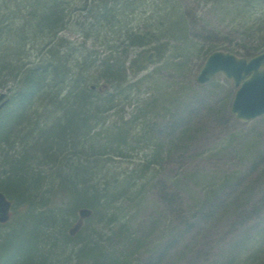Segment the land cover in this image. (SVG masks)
I'll use <instances>...</instances> for the list:
<instances>
[{
  "label": "trees",
  "instance_id": "16d2710c",
  "mask_svg": "<svg viewBox=\"0 0 264 264\" xmlns=\"http://www.w3.org/2000/svg\"><path fill=\"white\" fill-rule=\"evenodd\" d=\"M150 1L141 30L128 21L146 11V0H0V90L11 84L0 103V192L11 214L0 224V264L128 263L138 240L126 235L123 223L116 234L125 242L102 230L119 213L113 206L119 195L91 182L100 160L92 154L94 160L71 163L72 154L94 148L98 106L114 101L128 73L147 69L173 48L199 49L203 60L218 48L245 57L264 49V0H213L225 3L226 23L201 32L179 0ZM76 9L84 39L107 50L97 65L99 80L86 62L91 53L81 49L73 57L70 43L57 35ZM32 48L38 52L30 59ZM82 210L91 215L70 235ZM68 245L74 247L64 256Z\"/></svg>",
  "mask_w": 264,
  "mask_h": 264
},
{
  "label": "rangeland",
  "instance_id": "374dc122",
  "mask_svg": "<svg viewBox=\"0 0 264 264\" xmlns=\"http://www.w3.org/2000/svg\"><path fill=\"white\" fill-rule=\"evenodd\" d=\"M179 1L196 32L226 23L225 3ZM153 7L146 0V11L129 16L128 25L145 30ZM80 12L57 35L70 43L73 57L81 49L91 53L86 62L96 80L107 50L81 35ZM188 50L173 48L147 69L128 73L114 101L98 106L93 150L72 154L71 163L94 160L92 154L100 160L91 182L119 195L113 204L119 213L102 229L104 235L125 242L116 234L123 223L126 235L138 240L126 264H264V114L236 118L230 111L234 81L218 72L199 84L200 51ZM30 51L32 59L38 51ZM10 215L8 210L1 227ZM90 215L91 210L79 211L69 234Z\"/></svg>",
  "mask_w": 264,
  "mask_h": 264
},
{
  "label": "water",
  "instance_id": "95a60500",
  "mask_svg": "<svg viewBox=\"0 0 264 264\" xmlns=\"http://www.w3.org/2000/svg\"><path fill=\"white\" fill-rule=\"evenodd\" d=\"M217 72L232 78L238 87L231 103V112L237 118L247 121L264 113V50L248 59L214 50L206 57L196 80L207 82ZM8 207L9 203L0 192V220L6 218Z\"/></svg>",
  "mask_w": 264,
  "mask_h": 264
},
{
  "label": "bare ground",
  "instance_id": "6f19581e",
  "mask_svg": "<svg viewBox=\"0 0 264 264\" xmlns=\"http://www.w3.org/2000/svg\"><path fill=\"white\" fill-rule=\"evenodd\" d=\"M7 95H8V93H6V94L4 93V97H6Z\"/></svg>",
  "mask_w": 264,
  "mask_h": 264
}]
</instances>
